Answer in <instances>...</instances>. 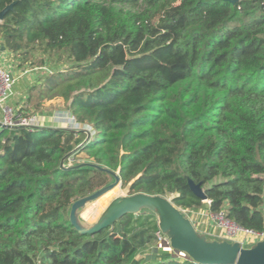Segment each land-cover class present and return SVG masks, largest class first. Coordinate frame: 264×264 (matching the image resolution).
<instances>
[{
	"label": "trees",
	"instance_id": "trees-1",
	"mask_svg": "<svg viewBox=\"0 0 264 264\" xmlns=\"http://www.w3.org/2000/svg\"><path fill=\"white\" fill-rule=\"evenodd\" d=\"M12 3L0 47L18 66L36 48L69 63L33 88L37 102L58 91L93 132L67 161L118 171L128 195L185 214L203 205L191 181L211 215L264 232V0H0V11ZM75 131L0 129V264H194L157 240L149 213L93 236L69 225L70 205L110 182L60 169L85 138Z\"/></svg>",
	"mask_w": 264,
	"mask_h": 264
},
{
	"label": "water",
	"instance_id": "water-1",
	"mask_svg": "<svg viewBox=\"0 0 264 264\" xmlns=\"http://www.w3.org/2000/svg\"><path fill=\"white\" fill-rule=\"evenodd\" d=\"M13 8V3L0 11V22L4 14ZM3 49V45L0 47ZM18 130L28 129L23 126H6L0 124V129ZM37 129L67 130L60 127H35ZM70 130V129H69ZM82 132L85 138L68 152L60 161L59 167L63 170H93L110 177V182L94 192L75 200L67 210L66 216L69 225L80 235L93 236L103 229L113 231L114 226L126 215L149 213L157 221L160 234L165 238L168 248L185 256L194 264H264V238L248 245L202 233L195 229L185 213L177 208L170 198L164 196H151L143 193L134 195H119L112 198L101 211L93 223L82 220L81 215L94 203L101 201L105 196L116 193L120 188L119 172L111 171L100 165L89 162H78L72 165L65 162L78 152L90 138V133ZM192 193L206 202V197L200 185L188 181Z\"/></svg>",
	"mask_w": 264,
	"mask_h": 264
},
{
	"label": "rangeland",
	"instance_id": "rangeland-1",
	"mask_svg": "<svg viewBox=\"0 0 264 264\" xmlns=\"http://www.w3.org/2000/svg\"><path fill=\"white\" fill-rule=\"evenodd\" d=\"M14 55L15 54L9 50H3L2 53L0 52V68H10L15 78L14 86H16V94L14 92L15 95L12 97V99H10L8 105L15 111L17 105H20V103L22 105L24 100L25 102L21 108L25 112V116L44 115L45 117L43 121L44 123L49 124L48 126L53 125L54 127L66 128L69 125L67 123V116L68 114L71 115L70 110L68 109L67 101L61 97L58 91H54L46 96L42 101L37 102L36 92L38 88H33L38 84L36 80L42 77L44 78L45 76L49 75L50 72L53 73L66 70L69 67V63L66 61L57 60L55 58H48V56H44L42 54L39 48H36L29 54V59L20 68L18 66V62L20 63L21 57H17L18 59H15ZM40 58L45 59V66L43 68L31 67L30 63L38 61ZM24 72H26V75L22 74ZM67 164L72 165L73 161L69 160L67 161ZM119 195H128V189H121L120 187L116 193H111L105 196L101 201L92 204L81 215L82 220L87 223L95 222L106 204L112 198ZM187 217L190 219V221H192L196 230L216 237L221 235L220 231L215 228L213 215L209 213L206 202H203V205L200 209L189 212ZM148 253L149 250H144L140 252L138 257H143Z\"/></svg>",
	"mask_w": 264,
	"mask_h": 264
},
{
	"label": "built area",
	"instance_id": "built-area-1",
	"mask_svg": "<svg viewBox=\"0 0 264 264\" xmlns=\"http://www.w3.org/2000/svg\"><path fill=\"white\" fill-rule=\"evenodd\" d=\"M22 74L26 75V72ZM14 82H15V78L10 68L8 67L0 68V112H1L0 124L10 127L23 126L29 128V130H33V128L35 127L48 126L43 121L45 117L44 115L20 116L17 115L16 112L13 110V108L8 105L7 102L12 96ZM67 117H68L67 123L69 125L67 124L68 126L66 128L70 130H79L80 128L75 123L74 117L70 114H68ZM84 130H87L90 133V136L93 135V132H91L90 129H84ZM206 203L209 204L208 201H206ZM185 215L187 216L188 213ZM213 222L215 228L219 230L221 233V235L217 237L236 241L242 245H248L264 238V232L256 233L251 230L241 229L232 222H230L227 219L224 210L213 215ZM156 237L159 242H166L165 238L160 234V232L156 233Z\"/></svg>",
	"mask_w": 264,
	"mask_h": 264
},
{
	"label": "crops",
	"instance_id": "crops-1",
	"mask_svg": "<svg viewBox=\"0 0 264 264\" xmlns=\"http://www.w3.org/2000/svg\"><path fill=\"white\" fill-rule=\"evenodd\" d=\"M1 45H2V44H1ZM3 50L5 51V50H7V49L3 47V49H1L0 52L2 53ZM3 65H4V64H3ZM3 65H2V66H3ZM29 80H30V79H29ZM35 80H36V78H35ZM30 81H31V80H30ZM36 81H37V80H36ZM36 81H35V82H36ZM15 90H16V86L13 87V92H12V96L10 97V99H12V97L16 94V91H15ZM14 92H15V94H14ZM10 99L8 100V102L10 101ZM8 102H7V103H8ZM24 102H25V101L23 100L22 105H21V103H20V101H19L20 105H17L15 111H17V110H18V111L21 110L22 113L25 114V112H24V111L22 110V108H21V107H23ZM0 120H1V118H0ZM47 125H49V124H47ZM50 127H53V126H50ZM61 128H62V127H61ZM206 205H207V203H206Z\"/></svg>",
	"mask_w": 264,
	"mask_h": 264
}]
</instances>
